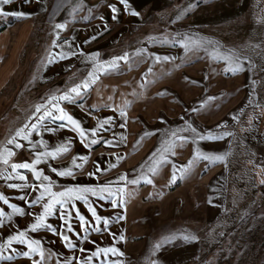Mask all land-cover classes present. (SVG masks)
<instances>
[{
  "label": "rangeland",
  "instance_id": "1",
  "mask_svg": "<svg viewBox=\"0 0 264 264\" xmlns=\"http://www.w3.org/2000/svg\"><path fill=\"white\" fill-rule=\"evenodd\" d=\"M157 10L144 30L123 42L137 48L124 52L122 66L101 80L113 87L122 111H131L137 140L154 142L126 176L146 174L152 184L124 183L141 210L133 211L140 219L132 218V242L122 264H264V0H157ZM71 15L0 13V69L11 77L0 87V133L12 108L19 110L14 115L19 127L26 98H12L15 85L39 67L51 43L67 38L68 31L57 24L80 22L75 12ZM154 32L162 38L160 45L150 41ZM92 46L84 51H94ZM218 51L234 53L242 70H226L229 65L216 58ZM14 59L18 66L12 65ZM192 128L222 138L199 139ZM166 142L172 148L165 153ZM14 150L19 159L26 158L25 150ZM198 154L221 159H196ZM150 166L157 168L155 175ZM173 174L176 180L170 182ZM13 197L25 201L23 193ZM17 227L3 224L0 245L13 231L18 234ZM16 244L2 255L15 254L10 249ZM15 261L16 256L0 264Z\"/></svg>",
  "mask_w": 264,
  "mask_h": 264
},
{
  "label": "crops",
  "instance_id": "2",
  "mask_svg": "<svg viewBox=\"0 0 264 264\" xmlns=\"http://www.w3.org/2000/svg\"><path fill=\"white\" fill-rule=\"evenodd\" d=\"M61 2H63V5L56 9L58 14H53V11H55L56 3H60V0H10L8 4H0V13L13 17H17L18 14H23L24 17L36 14L62 17L63 13L72 16L71 14L75 12L77 14L75 18L77 17L80 21L74 27H64L63 31L69 33L67 38L64 41L58 40L51 43L42 62L37 65L39 67L26 75L25 81L23 80L21 84L15 85L12 98L16 99V102H19V98L20 100L26 98V111L23 113L19 127H15L14 115L17 116L19 110L12 108L10 119H6L2 123V129L5 132L0 133V138L4 137L0 149L7 147L15 153V147L8 145L7 141L15 134L16 130L22 128L26 123H37V117L42 115V112L37 113L35 111L38 106L48 104L53 97L58 98L68 93L71 88L81 84L87 79L89 72L93 70L96 64L102 63L107 66L113 60H117V68L99 73L96 82L91 84L87 91L82 89L81 95L74 96L73 102L58 101L64 112L79 122L83 129L89 131L88 139H96L98 143L86 148L81 142L80 136L71 130L70 125L60 128L58 126L64 122L59 120L53 122L50 117L43 122L39 134L34 132L30 140L37 145L40 141L45 142L48 145V150H52L60 144H67L69 147V151L57 159L49 158L47 163L42 162L37 165V170L51 178L55 185L53 191H60L74 186L98 187L109 185L111 182L110 187L113 190L123 187L125 192H130L127 185L124 184L125 181H120L119 177H126L128 168L132 167L133 163L140 161L154 142L146 143L145 138L137 140L134 132L136 123L130 118L131 111L127 110L124 112V116L120 115L124 108L114 101L112 96L113 87L103 86L101 80L102 78L104 80L105 76L113 75L122 66L125 59L119 58L123 57L124 52L129 53V51L137 48L136 46L134 48L127 46V42H123L129 35L140 32L150 18L158 16L157 0H127V9L119 0H62ZM109 5H115L117 8L115 13L117 18L115 20ZM130 11H134L138 15H130ZM172 35L170 38L174 37ZM149 38H151L150 41L159 45L162 42L158 32H154ZM16 42L18 43V41ZM166 42L172 46L177 45L173 39ZM90 43L93 44L90 48L96 49L94 51L91 49L88 52L84 51V48ZM138 48H142L140 44H138ZM64 55L67 58H62ZM94 56L96 59H91ZM19 62L16 59L11 61L14 67L18 66ZM79 62H81L79 64L80 68L76 69ZM16 70L14 68V72ZM68 73L70 74L67 75ZM8 77L10 76L7 75V70L4 67L0 69V87L4 81H8ZM56 102L53 100V103ZM49 108L51 109V105H49ZM104 120H108L109 123L99 129L95 137L91 136V130L97 128V122ZM9 128H12V131L8 133ZM47 129H52V131ZM108 142H111V146H107ZM17 143L22 145L21 154L23 153L22 150H25L26 158L19 159L16 156L18 154L15 153L10 158V162L13 163L31 162L35 158L34 153L45 151L44 148L40 147L33 149L28 141L20 138H17ZM177 143L178 141H176ZM74 157L78 158L76 161L78 164L83 163L79 159L80 157H87V163H84L82 169L73 168L74 176L61 177L52 171V169L64 170L72 167ZM117 157L122 159L117 160ZM113 164L116 166L110 167ZM98 167L101 171L97 170ZM4 168L5 166L0 164V169ZM18 171L25 176V181L0 178V195H9L11 199L5 205L8 208L5 212H3L2 207L3 201H0V212L7 216L12 213L9 205H15L26 212L39 214L42 210L40 206L29 207V202L39 194L38 191L33 192L31 188H26L19 192L21 189L8 187L9 184H23L25 182L31 185L38 184L30 171L25 169ZM5 173H11V169L7 168ZM16 192L17 194H25V201L14 198ZM112 199H117L119 202L118 197L114 196ZM128 199L129 196H125L123 205L113 207L111 199L101 200L89 195L88 200L91 206L95 208L97 215L101 217L100 224H96L88 211V206L83 201H74L75 208L73 209L71 205H68L70 215L65 217L72 227L71 232L67 231L68 225L61 219L65 215L61 211L54 212L52 216L46 219V223L56 230V234L47 228L35 232L28 231L29 224L34 222L33 215L21 216V219L15 218V221L13 215L12 219L5 223L12 222L13 227L15 225L17 227L18 224L25 227L24 231L27 233V238L40 242L44 256L41 258L39 255H33L29 259L23 255L28 251L27 245L15 242L17 243L16 247L10 249L11 253L15 252V254H12L11 257L16 256V264H34L35 261H39L40 264H69V262L71 264H122L123 258L130 251L129 246L132 242L130 228L132 218L140 219L138 214L133 216V211L141 210V205L136 204L134 206L131 198ZM77 211L88 222L84 227L92 226L88 228L87 232L84 231V227L81 226L79 218L76 216ZM118 216H123V219H114ZM104 219L109 220L106 230L103 224ZM2 226H0V229ZM96 227H99L101 231H94L93 229ZM21 229L17 227L16 230L19 232ZM1 233L2 231H0ZM12 235H14V231ZM60 235H67L75 247L71 249L66 247L65 241L60 239ZM85 236L87 239H85ZM1 240L2 238H0ZM109 247H115L123 255L117 256L108 253L105 256L101 253L98 256H92V253L98 248ZM81 249H84V251H81ZM0 255H2V252H0ZM19 257L24 260H19Z\"/></svg>",
  "mask_w": 264,
  "mask_h": 264
},
{
  "label": "snow or ice",
  "instance_id": "3",
  "mask_svg": "<svg viewBox=\"0 0 264 264\" xmlns=\"http://www.w3.org/2000/svg\"><path fill=\"white\" fill-rule=\"evenodd\" d=\"M10 0H0V4H8ZM121 4L124 5L125 9L128 8L127 0H119ZM111 11L113 12V19L115 20L117 17L115 13L117 12V8L115 5H109ZM130 15H138V13L134 11L129 12ZM23 14H18V18L22 17ZM57 29L63 30L64 25L57 24ZM95 39V37H93ZM74 54V53H73ZM62 58H67L66 55L62 56ZM217 59L223 60L226 62L229 67L226 70L232 71L234 73L240 72L242 69L240 67V64L237 62V58L235 57V54L231 51L226 53H219L217 54ZM91 59L95 60L96 57H92ZM119 59H127V57H121ZM159 59V58H157ZM167 59V58H165ZM117 60H113L110 64L107 66L98 63L94 66L93 70L89 72L87 79H85L81 84L76 85L75 87L71 88L68 93L57 97H53L51 100H49L48 104L38 106L35 111L37 113H41L39 117H37V123L28 124L26 123L22 128H19L16 130L15 134L7 141L8 145H13L15 148L19 149L22 147L21 144L17 143V138L23 139L25 141H28L32 148L35 149L37 147L44 148L45 151L43 152H36L34 153V159L31 162H23V163H13L10 162V158L15 155V153L10 150L7 147H4L0 149V164L4 165V169H0V178L6 179V180H12V179H19L21 181H25L26 178L24 175H22L18 170L25 169L32 173V176L35 178L36 181H38L37 185H31L28 182H25L23 184H9L8 187L10 188H16V189H26L31 188L33 192H39L38 195H36L30 202L29 207L32 206H40L41 212L39 214H33L30 212H26L24 209L17 207L15 205H9V207L12 209V213L5 216L4 213L0 212V226H2L6 221H9L12 219L13 215H19V216H25V215H33L34 222L30 223L28 226V231L35 232L39 229L47 228L56 234V230L52 228V226L48 223H46V219L53 215L56 211H61L65 215L61 217V219L64 220V223L68 225L67 231L71 232L72 227L68 223V219L65 218L66 216L70 215L68 205H71V207L75 208L74 201H83L88 206V211L91 213L92 217L96 221V224L101 223V217H99L96 213L95 208H93L88 200L89 195L92 197H96L98 199L104 200V199H111V203L113 207L121 206L125 203L124 197L125 196H131L132 193L125 192V189L123 187H118L115 190H113L109 185L104 186H98V187H84V186H74V187H67L60 191H53V188L55 187L54 183L51 181V178L47 175H44L41 171L37 170V165L40 163H47L48 159H57L58 157L62 156L63 154L67 153L69 151V147L67 144H60L57 145L54 149L48 150V145L40 141L39 145L36 143H33L30 140V137L35 132L36 134H39L41 130V126L43 125V122L46 120V118H51L53 122L59 120L64 123H61L58 127L63 128L66 126H71V130L76 132L80 138L81 142L84 144L86 148H90L92 145H95L98 143L96 139H88L89 131L86 129H83L79 122H77L75 119H73L68 113L64 112L63 109L60 108L58 101H74V96H80L81 90L87 91L91 84L95 83L96 80L99 78V73L106 72L108 70H112L117 68ZM163 95V93L161 94ZM53 100L57 101L56 103H53ZM49 105H51V109L49 108ZM43 109V111H42ZM58 113V114H54ZM121 116H124V111L120 112ZM108 120L104 121H98L97 122V128L91 130V136L95 137L97 135V132L99 129H102L105 124H108ZM123 127V125H121ZM191 128V126L189 125ZM48 131H52V129H47ZM194 135H198L199 139H220L221 136H213V135H199L196 133V130L194 128L191 129ZM175 135V133H173ZM123 139V138H122ZM107 146H111V142H108ZM172 145L165 143L164 148L162 149V152H169L171 151ZM77 157H74L72 160V167L66 168L64 170H58V169H52L53 172L57 176L61 177H72L75 175L73 168H83L84 163H87V157H80L83 161V163L78 164ZM122 159L121 157H117V160ZM151 159V158H150ZM196 159H205V160H219L221 157H211V156H205L202 154H198ZM161 160H163V156H161ZM160 161H156L154 163H159ZM194 163V161H190V164ZM116 165L113 164L110 167H115ZM7 168L11 169V173H5V170ZM98 171H101L99 167L97 168ZM182 172L188 171V169H182ZM148 172L155 175L157 172V168L155 166H150L148 168ZM91 175V174H90ZM143 179V182L146 184H152V180L148 178V176L145 174L141 178L138 179H132L127 180L125 176H120V181H126L127 184H139L140 180ZM176 176L173 174L170 182H175ZM118 197L119 202L117 199H112V197ZM21 199H24V197H21ZM0 201H3L5 204H8L7 199L0 195ZM76 216L79 218L80 224L82 227H84L88 222L85 220L84 216L80 215V213L77 211ZM116 220L123 219V216L115 217ZM103 224L105 226V230L107 229V226L109 224L108 219L103 220ZM92 227L91 225H88V227H84V231L87 232L88 228ZM94 231H101L99 227H96L93 229ZM60 239L65 241L66 247L68 248H74L75 245L73 242L69 239L67 235H60ZM85 239L87 237L85 236ZM13 242H18L21 244H26L28 247V251L23 253V255L27 258H31L33 255H39L41 258H43L44 253L40 247V242L36 240H31L27 238V233L25 231H19L16 235H10L7 238V241L5 244L0 245V252H2L5 248L9 247ZM160 245L158 244L156 247L158 248ZM81 251H84V249H81ZM103 253L105 256H107L108 253H112L113 255H123L122 252H120L115 247H109V248H98L95 252L92 253V256H98L99 254ZM11 260V256H3L0 255V260ZM34 264H40L39 261H35ZM71 264V262H69Z\"/></svg>",
  "mask_w": 264,
  "mask_h": 264
}]
</instances>
